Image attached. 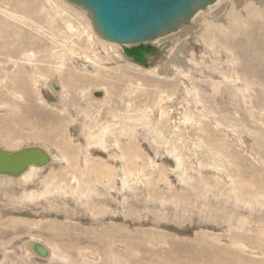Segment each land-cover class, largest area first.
Segmentation results:
<instances>
[{"label":"rangeland","instance_id":"obj_1","mask_svg":"<svg viewBox=\"0 0 264 264\" xmlns=\"http://www.w3.org/2000/svg\"><path fill=\"white\" fill-rule=\"evenodd\" d=\"M149 44L140 65L67 0H0V147L54 159L0 177V264H264V0Z\"/></svg>","mask_w":264,"mask_h":264},{"label":"water","instance_id":"obj_2","mask_svg":"<svg viewBox=\"0 0 264 264\" xmlns=\"http://www.w3.org/2000/svg\"><path fill=\"white\" fill-rule=\"evenodd\" d=\"M91 14L95 30L108 42L122 46L123 54L139 63L155 51H162L149 44L165 33L188 23L189 18L216 0H67ZM132 45L126 47V45ZM50 86L55 92V82ZM94 99H102V91L92 92ZM50 161L42 148L32 146L18 151L0 149V175L19 177L31 165L42 167ZM29 248L40 258H47L48 250L40 243L30 242Z\"/></svg>","mask_w":264,"mask_h":264},{"label":"bare ground","instance_id":"obj_3","mask_svg":"<svg viewBox=\"0 0 264 264\" xmlns=\"http://www.w3.org/2000/svg\"><path fill=\"white\" fill-rule=\"evenodd\" d=\"M69 2V1H68ZM70 3V2H69ZM71 4H73V3H71ZM75 5V4H74ZM211 5V4H210ZM230 5V4H229ZM255 5V4H254ZM76 6H78V5H76ZM227 6V5H226ZM242 6V5H241ZM79 7V6H78ZM80 8H82V7H80ZM206 8V7H205ZM204 8V9H205ZM232 8V7H231ZM249 8L251 9V8H254V6H252V4H248L245 8H243V9H246V10H249ZM83 9V8H82ZM85 10V9H84ZM200 10H203V9H200ZM199 10V11H200ZM231 11H232V9H230ZM86 11V10H85ZM230 11V12H231ZM88 12V11H87ZM198 12V11H197ZM89 13V12H88ZM90 14V13H89ZM194 15V14H193ZM192 15V16H193ZM232 15V14H231ZM233 15H234V13H233ZM90 16H91V14H90ZM192 16L190 17V18H192ZM189 18V19H190ZM234 18V17H233ZM232 19V18H231ZM91 20H92V17H91ZM237 21V20H236ZM92 23H93V20H92ZM234 23V22H233ZM186 24V23H185ZM183 25V24H182ZM181 25V26H182ZM93 26H94V23H93ZM242 27V26H241ZM94 28H95V26H94ZM239 28V27H238ZM178 28H176L175 30H172L171 32H168V33H165V34H163L162 36H159L158 38H160V37H163L164 35H168V34H170V33H172V32H174V31H176ZM97 32V31H96ZM97 34H98V32H97ZM98 36L100 37V35L98 34ZM101 39H103L102 37H100ZM158 38H156L155 40H157ZM104 40V39H103ZM155 40H153V41H155ZM106 41V40H105ZM150 42H152V41H150ZM138 45V44H137ZM132 46V44H130L129 45V47H131ZM109 48V47H108ZM113 52H115V51H113ZM118 55H120V54H118ZM7 66H9V65H7ZM7 68V67H6ZM56 83V82H55ZM57 84V83H56ZM58 85V84H57ZM50 88H51V86H50ZM52 89V88H51ZM54 91V90H53ZM60 91V90H59ZM100 91H102L103 92V97H102V99H100V100H97V101H103V98L105 97V93H104V91L103 90H100ZM57 93H58V91H57ZM91 96H92V94H91ZM93 98V97H92ZM171 98V97H170ZM94 99V98H93ZM164 99V98H163ZM162 99V100H163ZM169 99V98H168ZM177 100V99H176ZM168 101V100H167ZM173 101H175V100H173ZM178 101V100H177ZM108 102V101H107ZM169 105H171V104H169ZM168 105V106H169ZM176 105V104H175ZM159 106V105H158ZM157 106V107H158ZM161 106V105H160ZM159 106V107H160ZM173 106V105H172ZM158 107V108H159ZM162 107V106H161ZM172 107H170V109H171ZM154 110H155V108H154ZM153 110V111H154ZM173 111H174V109H173ZM175 111H176V109H175ZM175 111H174V113H175ZM155 113V112H154ZM153 113V114H154ZM173 114V113H172ZM177 114V113H176ZM174 115V114H173ZM153 116V115H152ZM158 117V113L156 112L155 113V118H157ZM177 118V117H176ZM179 119H177V121H178ZM181 120V119H180ZM179 120V121H180ZM181 123V122H180ZM30 148V147H32V146H25V147H22V148ZM37 147H40V146H37ZM22 148H18V149H15V150H9V149H5V148H3V147H0V149H2V150H6V151H11V152H13V151H18V150H20V149H22ZM40 148H42V147H40ZM44 151H46L44 148H42ZM46 153L49 155V157H50V161H49V163L47 164V165H44V166H42V167H36V166H33V165H31V166H29L28 168H27V170L24 172V173H22L19 177H16V178H13V177H10V176H4V175H0V177H5V178H7V179H13V180H16V179H19V178H21L22 176H24L26 173H28L29 171H31V170H35V169H43V168H45L46 166H49L50 164H52L53 163V161H54V159H53V157H52V155L49 153V152H47L46 151ZM169 156V155H168ZM175 165V164H174ZM37 242V243H40L41 244V242L40 241H38L37 239H30L28 242H27V246H25L24 247V250L23 251H25V252H31L33 255H35V256H37L33 251H30V249H29V243L30 242ZM47 250H48V247L45 245V244H42ZM48 253H49V255H48V257H47V259L48 258H50V256L52 255L51 254V252H50V250H48ZM38 257V256H37ZM40 258V257H39ZM88 258V257H87ZM43 259V258H42ZM91 262V261H90Z\"/></svg>","mask_w":264,"mask_h":264},{"label":"crops","instance_id":"obj_4","mask_svg":"<svg viewBox=\"0 0 264 264\" xmlns=\"http://www.w3.org/2000/svg\"><path fill=\"white\" fill-rule=\"evenodd\" d=\"M1 90V89H0ZM57 124H59V122H57ZM57 124L55 125V126H50V127H48V129L50 130V131H52V132H50V133H58V132H55L53 129L54 128H57Z\"/></svg>","mask_w":264,"mask_h":264}]
</instances>
